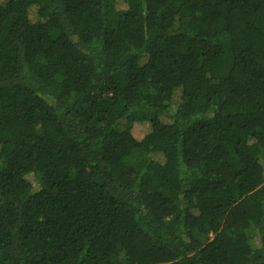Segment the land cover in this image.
<instances>
[{
  "label": "trees",
  "instance_id": "obj_1",
  "mask_svg": "<svg viewBox=\"0 0 264 264\" xmlns=\"http://www.w3.org/2000/svg\"><path fill=\"white\" fill-rule=\"evenodd\" d=\"M0 264H264V0H0Z\"/></svg>",
  "mask_w": 264,
  "mask_h": 264
},
{
  "label": "rangeland",
  "instance_id": "obj_2",
  "mask_svg": "<svg viewBox=\"0 0 264 264\" xmlns=\"http://www.w3.org/2000/svg\"><path fill=\"white\" fill-rule=\"evenodd\" d=\"M211 237V236H210Z\"/></svg>",
  "mask_w": 264,
  "mask_h": 264
}]
</instances>
